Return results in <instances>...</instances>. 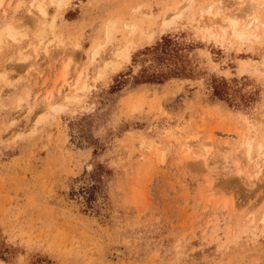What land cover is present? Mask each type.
Masks as SVG:
<instances>
[{
	"label": "rangeland",
	"instance_id": "obj_1",
	"mask_svg": "<svg viewBox=\"0 0 264 264\" xmlns=\"http://www.w3.org/2000/svg\"><path fill=\"white\" fill-rule=\"evenodd\" d=\"M0 1V264H264L261 0Z\"/></svg>",
	"mask_w": 264,
	"mask_h": 264
},
{
	"label": "bare ground",
	"instance_id": "obj_2",
	"mask_svg": "<svg viewBox=\"0 0 264 264\" xmlns=\"http://www.w3.org/2000/svg\"><path fill=\"white\" fill-rule=\"evenodd\" d=\"M50 2L49 3H51V4H53V5H55L56 7L58 6V7H65L66 6V4H67V2H68V0H49ZM43 2H44V0H32V2L31 3H29V6L31 7V8H36L37 7V9H38V11H39V13L41 14V16H43V17H45L46 16V10L44 9V6H43ZM193 1L192 0H190L189 1V3H187L188 4V6L192 3ZM262 3H264V0H261V1H256L255 3H254V6H261L262 5ZM2 4V1H0V5ZM31 4V5H30ZM29 7V8H30ZM30 8V9H31ZM188 8V7H187ZM33 9H32V11H33ZM59 9V8H58ZM226 10H227V7L222 3L221 5H220V7H219V9H218V12H217V16H219V15H221L223 12H224V14L226 13ZM211 11V10H210ZM216 14V13H215ZM165 15V14H164ZM203 16V15H202ZM214 16V15H213ZM164 17V16H163ZM178 17H180V16H178ZM185 17V16H184ZM187 18V17H186ZM165 18H163V20H164ZM166 19H168V17L166 18ZM170 19V18H169ZM160 21V20H159ZM201 21V20H200ZM203 21V20H202ZM164 23L166 22L165 20L163 21ZM161 23H162V21H161ZM161 23L159 22V25H161ZM169 23V22H168ZM173 23V22H172ZM251 23V22H250ZM201 24V23H200ZM263 24H264V22H263ZM129 29H130V31L132 32V33H135L136 31H137V27L135 26V25H132V24H130V25H126ZM243 26V25H242ZM248 26H250L251 27V25H248V24H246V26L245 27H239L237 24H233L232 25V35H234V37H236V38H238V39H240V40H243V39H246V38H249V37H252V36H255V37H257V34H254V32H253V29H250V27H248ZM158 27H160V26H158ZM222 28H224V27H222ZM205 29V28H204ZM211 29V28H210ZM221 29V28H220ZM203 30V29H202ZM228 30V29H227ZM4 31H6L7 32V34L9 35V36H12V38L14 39V40H18V38H17V36H15V33L13 32V29L12 28H10V27H8L7 28V30H6V28H5V30ZM211 31V30H210ZM210 31H208L209 32V34H211L212 32H210ZM153 32V31H152ZM204 32V31H203ZM206 32V31H205ZM145 34V36L147 35V40H149V39H151L153 36H152V34L149 32V33H147L146 34V32L144 33ZM207 34V33H206ZM231 34V33H230ZM36 36L38 37V38H40V40H42L44 37V34L42 33V31L41 32H39V33H36ZM213 36V35H212ZM105 37H107V41L105 40V43L103 44L104 45V47H105V45H107L106 43H110L111 41H113V39H114V23H112V21H110L109 23H108V25H107V28H106V34H105ZM233 37V38H234ZM127 38V37H126ZM149 38V39H148ZM232 38V39H233ZM130 44V46H131V43H129ZM129 46V45H128ZM104 48L102 45H99V46H97L92 52H91V60L93 61L94 59H96V57L99 55V51H101L100 50V48ZM76 48H79V45L77 44L76 45ZM129 48V47H128ZM128 50H130V48L128 49ZM126 48H124V49H121V47H120V49H117V50H115V52H114V56H115V58H117V59H123L125 62L126 61H128L129 60V58H130V52L128 51ZM131 51V50H130ZM113 65V64H112ZM115 70V69H114ZM80 79V78H79ZM79 79H78V81H77V83L79 82ZM74 88L75 89H78L76 86H74ZM68 99H71V97H68ZM56 109V108H55ZM249 149L250 148H248L247 147V154H248V156L250 155V153H249ZM262 154H263V147L261 146V145H259V147H258V155L259 156H262Z\"/></svg>",
	"mask_w": 264,
	"mask_h": 264
}]
</instances>
